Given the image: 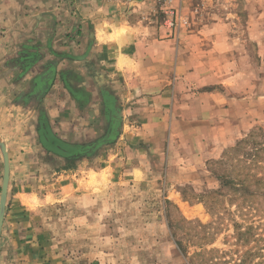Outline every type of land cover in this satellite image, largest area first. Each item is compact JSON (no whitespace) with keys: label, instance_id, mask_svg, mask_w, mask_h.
<instances>
[{"label":"rangeland","instance_id":"obj_1","mask_svg":"<svg viewBox=\"0 0 264 264\" xmlns=\"http://www.w3.org/2000/svg\"><path fill=\"white\" fill-rule=\"evenodd\" d=\"M93 1L101 2L88 3ZM83 2L87 5V0L75 5L83 7ZM173 4L180 22L171 35L161 25L160 10L112 8L124 18L156 26L159 40L178 41L184 69L214 70L209 79L214 83L187 82L186 89L176 91L179 100L215 93L218 99L211 100H219L220 113L221 97L239 98V105L247 103L250 131L222 150L209 146L215 148L211 158L195 163L192 157L204 146L182 106H176L172 120H162L151 115V100L138 99L116 123L112 139L68 161L66 169L76 162L82 170L88 167L87 176L79 179L85 184L78 197L47 196L45 190L54 194L56 187L48 185L50 177L40 181L47 198L33 221L48 264H264V199H258L253 211L232 188L220 189V178L236 177L238 163L247 159L241 154L252 148L240 141L264 130V0Z\"/></svg>","mask_w":264,"mask_h":264},{"label":"crops","instance_id":"obj_2","mask_svg":"<svg viewBox=\"0 0 264 264\" xmlns=\"http://www.w3.org/2000/svg\"><path fill=\"white\" fill-rule=\"evenodd\" d=\"M112 6L0 0V140L9 160L0 264H48L33 221L42 198L78 197L88 167L76 162L66 169L68 161L88 153L80 147L103 140L138 99L151 100V115L162 120L182 106L204 146L195 163L211 158L209 146L222 150L250 131L247 103L239 105V98L221 97L220 113L215 93L179 100L176 91L187 82L214 83V70L184 69L178 41L159 40L156 26L124 18ZM2 170L0 153V190ZM46 177L56 192L45 190V197Z\"/></svg>","mask_w":264,"mask_h":264},{"label":"trees","instance_id":"obj_3","mask_svg":"<svg viewBox=\"0 0 264 264\" xmlns=\"http://www.w3.org/2000/svg\"><path fill=\"white\" fill-rule=\"evenodd\" d=\"M249 137V141H240L245 144L249 142L253 144L251 149L241 154L240 158L247 157V159H242L240 163H238L239 170L236 177L232 179H228L225 176L220 178V189L232 188V193L236 197H240L241 201L242 199H246V202H250L249 208L254 211L255 209L258 210V208L254 206V204L257 206L258 199H264V166H262V164H264V130L259 128L257 131L251 132ZM256 137L262 138L263 141L257 142V140H255ZM259 168H262V171L256 172ZM215 193L221 195L219 192ZM236 206H238V204H236ZM242 235L243 233H240V236ZM237 239H240V237L237 236ZM175 243L178 249L183 252L179 242L175 240Z\"/></svg>","mask_w":264,"mask_h":264},{"label":"built area","instance_id":"obj_4","mask_svg":"<svg viewBox=\"0 0 264 264\" xmlns=\"http://www.w3.org/2000/svg\"><path fill=\"white\" fill-rule=\"evenodd\" d=\"M76 1L78 0H73ZM101 2L114 4L116 9H132V8H149L160 10L164 17H161V25H164L171 33V28L176 27L177 23L180 22V17L175 14V10L178 8L173 4V0H99ZM84 5L86 3L83 2ZM88 4V0H87Z\"/></svg>","mask_w":264,"mask_h":264},{"label":"water","instance_id":"obj_5","mask_svg":"<svg viewBox=\"0 0 264 264\" xmlns=\"http://www.w3.org/2000/svg\"><path fill=\"white\" fill-rule=\"evenodd\" d=\"M116 123L112 125L110 132L106 135L103 140H99L98 143H92L88 146L80 147V152L84 150L87 152L92 151L98 145H103L102 141H106L107 139L110 140L116 134ZM0 153L2 157V164H3V171H2V184L0 190V231L3 224V217L5 212V204L7 198V189H8V181H9V160H8V153L5 147V144L0 140Z\"/></svg>","mask_w":264,"mask_h":264}]
</instances>
